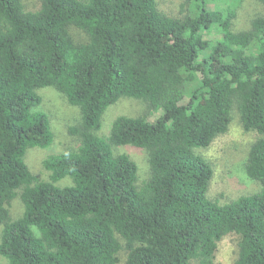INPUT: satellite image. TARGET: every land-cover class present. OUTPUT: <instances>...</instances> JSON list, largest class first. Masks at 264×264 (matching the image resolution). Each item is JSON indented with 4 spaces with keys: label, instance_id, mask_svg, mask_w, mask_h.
<instances>
[{
    "label": "trees",
    "instance_id": "16d2710c",
    "mask_svg": "<svg viewBox=\"0 0 264 264\" xmlns=\"http://www.w3.org/2000/svg\"><path fill=\"white\" fill-rule=\"evenodd\" d=\"M243 1L186 0L178 18L155 0H39L36 11L0 0L5 264H118L120 252L124 264H214L232 235L234 264H264V15L237 29ZM212 30L219 38L205 39ZM43 88L79 112L69 128L79 145L43 160L47 181L24 161L54 142L39 110ZM124 97L163 115L153 123L120 116L99 136L103 114ZM234 109L243 130L259 136L244 165L259 189L219 204L207 197L213 168L199 151L228 131ZM128 145L147 155L139 188L137 164L113 151ZM17 198L23 212L12 219Z\"/></svg>",
    "mask_w": 264,
    "mask_h": 264
},
{
    "label": "rangeland",
    "instance_id": "374dc122",
    "mask_svg": "<svg viewBox=\"0 0 264 264\" xmlns=\"http://www.w3.org/2000/svg\"><path fill=\"white\" fill-rule=\"evenodd\" d=\"M158 9L169 17H181L187 12V5L183 7L186 0H155ZM27 11H36L40 7L39 0H22ZM213 9V6H210ZM264 15V5L255 0H244L242 9L236 21L237 29H244L251 17ZM76 42L86 41V36L77 29H70ZM207 40L219 38L214 30L211 33H204ZM41 98L39 110L45 112L51 122L54 133V142L50 149H32L25 155V163L38 180H48V172L43 167V160L49 155L59 153L66 149H75L79 145V138L69 132V128L76 126L79 122V112L74 106H70L65 98L52 88H43L38 91ZM187 98L181 104L187 102ZM145 115L151 123L163 115L162 111L146 109V105L136 99L121 98L116 104L109 107L102 117L101 128L98 135L106 137L109 133L112 121L120 116L135 117ZM255 132H245L239 121V114L236 109L232 111V120L228 131L217 137L208 148L200 150L199 153L212 165L213 177L209 184L207 197L221 203H227L241 196L255 193L258 185L246 177L244 165L250 145L258 138ZM115 155L126 154L138 166L136 186L139 188L149 177V166L147 155L144 150L135 149L132 146H124L113 150ZM66 178L58 182V186L70 184ZM141 184V185H140ZM139 185V186H138ZM11 216L19 217L23 212V205L17 198L11 205ZM2 228H0V232ZM239 237L232 235L225 237L218 244L214 264H234L238 255ZM118 264H124L126 255L120 252ZM6 261L0 256V264ZM190 264H199L192 260Z\"/></svg>",
    "mask_w": 264,
    "mask_h": 264
}]
</instances>
